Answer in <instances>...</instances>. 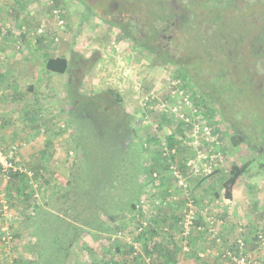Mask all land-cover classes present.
Returning <instances> with one entry per match:
<instances>
[{
    "label": "rangeland",
    "instance_id": "374dc122",
    "mask_svg": "<svg viewBox=\"0 0 264 264\" xmlns=\"http://www.w3.org/2000/svg\"><path fill=\"white\" fill-rule=\"evenodd\" d=\"M118 1L0 0L10 2L17 13V22L9 25L0 10V69L10 72L7 80L0 81L1 125L4 131L14 123V127L28 129L32 135L36 131L48 135L47 141L43 139V157L39 152L25 157L18 152L15 165L33 172V176L18 172L16 180L22 184L19 196L25 203L21 206L18 198L9 197L11 206L13 203L19 208L12 207L9 222L14 225L18 219L21 224L15 232L11 230L10 250L0 245V254L8 258L0 261L169 264L177 252L194 261L200 258V263L212 256L220 264H229L220 253L236 251L238 234L244 237V252L264 260V245H257L255 236L258 232L264 237V159L257 157L255 148L239 140L236 128L223 117V110L205 97L183 68L158 62L152 53L91 11L94 8L105 16ZM195 1L189 0L191 4ZM213 1L201 2L199 10L203 5H208L204 9L218 7L213 10L215 32L210 33L209 40L218 41V45L211 44L213 48L223 46L230 54L225 57L230 79L237 80L245 69L257 72L252 76L253 93L245 92L246 83L241 81L235 108L243 110L237 122L245 129L252 127L253 133L244 131L246 135H264V126L257 123V113H264V51L260 53L264 47V0L244 2L238 11L218 2L210 6ZM72 50L81 59L88 58L86 65L95 61L84 77L73 74V85L80 83L79 92L86 96L97 97L108 89L116 91L131 116L130 128L121 134L126 136H102V117L72 108L67 72ZM177 50L180 54L173 56L184 62L196 56L183 48ZM237 55H241L240 62ZM200 71L207 73L205 64L198 67ZM241 77L243 80L245 76ZM13 78L18 85L16 94L9 93ZM227 86L220 84L219 89L222 92ZM2 104L17 107V111L11 110L15 111L14 119L5 116ZM91 149L104 154L89 152ZM92 156L107 164L102 168L90 164L87 161ZM243 163H248L247 169L227 196L222 184L230 177L231 167ZM170 165L178 169L185 187L178 185ZM30 178L36 183V194L29 185ZM138 200L147 204L140 214L145 216L144 232L127 219L130 204ZM190 200L195 205V226L190 231L189 249L183 250L179 221ZM148 204H157L153 213L148 211ZM210 217L222 220L219 242L206 239L204 230L199 229ZM101 226L107 228L97 230ZM119 229L123 235L112 237ZM74 233L71 241L67 239ZM130 242H135L134 252L127 250ZM153 243L156 249L150 254L142 249L144 244L149 249ZM164 247L168 254L163 252ZM116 248L119 250L111 251ZM13 249L17 251L15 257Z\"/></svg>",
    "mask_w": 264,
    "mask_h": 264
},
{
    "label": "trees",
    "instance_id": "16d2710c",
    "mask_svg": "<svg viewBox=\"0 0 264 264\" xmlns=\"http://www.w3.org/2000/svg\"><path fill=\"white\" fill-rule=\"evenodd\" d=\"M141 2H142V0H121V1L119 0V3L117 2V4L115 5L116 7H121V8L126 7L130 10L129 13L123 14L122 21L120 18L108 16L107 13L111 12L109 9L105 13L106 14L105 16L103 14L98 13L96 10H94V8H91V11L93 12V14H97L106 23L116 26L119 29V31L121 32V34L124 35L125 38L127 37L129 40L140 45V47H142L143 49L152 53L157 58L158 62H161V63L170 62V63L177 65L178 67L183 68L185 71V74L187 75V78H190L195 83V85H197L199 87V89H202V92L205 95V97L207 96L208 97L207 99H211L217 106L220 107V109L223 110L222 111L223 117L225 118V120H228L229 122H231V125L233 126V128H236L235 131L237 132V134L239 136V140L241 142L245 141L250 146L255 148L257 150V152H256L257 157L264 159V147H263L264 135H260L259 133H255V135H246L244 133V131L247 133L249 131L251 133H253L252 127L245 129L239 122H237L238 116H239L240 112L243 110V108H240V109L235 108V101L236 102L238 101V100H236V96H237V94H239L241 92V90H240V87H242L241 81H245V83H246L245 92L248 91L249 93L250 92L253 93L252 90H250V88H252V86L255 82V79H253L252 76L254 77L257 74V72H255L253 74V73L249 72L247 69H245L244 71H242V73H239V74H242L245 77L249 76L248 79L243 77V80H242V77H241L242 75L237 80L236 79L235 80L230 79V74H229L230 68H227L229 62L225 59V57H227L228 55L230 56V54H227L224 51L225 47H223V46L218 48V49H215L211 46V44H217L218 45V43H217L218 41L211 43L209 40L210 33L215 32V29H211L210 31L205 32L203 34V36H206L205 39L201 38L200 28L194 26L195 23H193L190 19V17H191L192 19L199 22V15L197 14L198 9L192 8V6L187 7V9H186L187 14H188L186 21H187V25H188V22L190 23V26L184 28L185 34L187 36V37H185L184 40H185V44L188 45L187 47L185 46L186 50L188 51V54H189V52L192 51V52H194V55H196V56H194L192 58V60H190L188 62H184L181 58H179L177 56H171L169 49H167L165 47H162L163 50L161 51V48H159L160 44L157 43L158 32H157V29L155 28V24H156L155 18L148 17V18L144 19V22L142 24H139V22H136L134 20V16H131L132 14H134L132 12L133 9L134 10L141 9V7L139 5V4H141ZM214 2L215 1L210 2V3H214ZM222 2L227 6L228 5L239 6V4H241L237 0H223ZM252 2H256V0H254ZM84 3H86V2H84ZM121 4L125 5V6H121ZM231 10L235 11L233 9H231ZM205 16H207V17H205ZM16 17H17L16 12L13 10V11L8 13L7 20L10 21L11 24H14ZM203 18L207 19V20L209 18H211V20L214 22L215 15L213 14L212 11H207L204 13V17H202V19ZM139 27H142V29L146 30V35L148 37L144 36L143 35L144 33L138 32ZM217 36H219V35H217ZM220 36L222 38L225 37L223 35H220ZM166 40L167 39H164L163 43H164V41L166 42ZM215 40H218V39H215ZM219 40H221V38ZM263 51H264V47H263V49H261L260 53H262ZM177 54H179L178 50H177ZM237 57H238L237 61L240 62V59H242L241 55H237ZM82 59H84V61ZM82 59H81V56L78 55L77 51H74V50L70 51L67 72L69 73L68 76H69V80H70V83L68 84V89H69L68 95L70 96V99L72 102V108L81 109V110L85 109L86 110L85 112H87L88 115H91L92 117H97V118L102 117L103 119L100 121L101 127L104 131L102 136H104V134H105V137H107L109 135H121L122 133L128 131V129L130 128L131 116H130V113L125 108L122 107V105H121L122 104V98L118 95V93L116 91H114L112 89H108V90L104 91L103 93H101V95L100 94L97 95V97L90 96V95L86 96V95H83L82 93L79 92V86H80L79 84L80 83L73 85L74 84V80H73V77H74L73 74L74 73L80 74L79 77L82 78L86 75L87 71L93 66V64H95L94 59L91 60L88 65H86V63H87L86 59H88V58L82 57ZM190 63H191V65H190ZM203 64H205L207 75L205 74V72H202V71L198 72V67H200ZM186 65L188 67H185ZM222 65H224L223 68H222ZM78 68H80V72H76V69H78ZM261 78L264 80V75ZM212 79L214 80L213 82L211 81ZM220 84H228V86L225 90H222V92H221V90L219 89ZM231 90L233 91V95H231V97L228 98V95L232 93ZM222 94H224L223 99H222ZM226 97L228 99H226ZM229 103H231V104L229 105ZM77 111H79V110H77ZM257 115H258L257 123H260L262 126H264V113H262L261 115H259L257 113ZM121 136H126V135H121ZM260 136H262V137H260ZM259 138L261 139L260 142L258 141ZM73 141L77 145L76 138L73 139ZM89 152H92L94 154H100V155L104 154L103 152L98 153V152L94 151V149H91ZM100 159L101 158H97L96 156H92L88 159L87 162H89L90 164H93V165L98 164V166L100 168H102L103 166H105L107 164V161L103 165V164L98 162ZM247 166H248V163H243L240 166L233 165L231 167L230 177L227 178L222 184V187L225 189V191H226L225 194L227 196H231L232 187L235 185V183L237 181V177L240 176L242 173H244V171L247 169ZM19 176L20 175H17V173H13V179L14 180H16V178ZM18 184H20V185H18V187L16 188V192L18 193L17 195L11 191L12 189H9V190L6 189L5 194L11 198L14 197V198L19 199L21 196V194L19 193V191H20L19 187H21L22 184L21 183H18ZM61 187H62V185H61ZM154 196H155V194H153V197ZM153 204H151L147 208L148 211H150V213L151 212L153 213L154 208H156V205H157V204H155V205H153ZM134 207H135V202H132L130 204V210L133 209ZM70 209L71 208L68 207L67 210H70ZM135 219H132V221L136 222V224H137L138 219L137 218H135ZM41 224H43V222ZM106 228L107 227L101 226L97 230L103 231ZM141 232H144V230H141ZM153 234H155V233H153ZM74 236H75V233L73 235H70L67 239L71 238L70 239V241H71L74 238ZM143 236H144V233H142L140 235V237H143ZM255 236H256V243H257V245H259L260 238L258 237V232L255 234ZM134 243L135 242L128 243L129 244L127 247L128 249L126 247L125 248L131 252L132 251L134 252L137 249L136 245ZM70 246H67L66 249H68ZM142 249L150 254V251L153 249L155 250L156 246H155V243H153V245L151 247H149V249H148L147 245L144 244V247ZM118 250H119V248H116V251H118ZM175 250L177 251L176 248H175ZM113 251H115V250H113ZM165 252L168 254V251L165 250ZM174 259H175V257L172 256L170 261H174Z\"/></svg>",
    "mask_w": 264,
    "mask_h": 264
},
{
    "label": "built area",
    "instance_id": "2783aa9c",
    "mask_svg": "<svg viewBox=\"0 0 264 264\" xmlns=\"http://www.w3.org/2000/svg\"><path fill=\"white\" fill-rule=\"evenodd\" d=\"M166 148V146L164 147ZM17 146L16 145H10L9 147H3V145L0 144V174L3 175L5 178H8L10 171H22L26 172L29 177H32V172H27L26 169L21 168L20 166H16L15 162L17 161ZM172 168L173 176L177 179V183L179 186H186V183L184 182V179L181 177V175L178 172V169L174 165H170ZM30 184L35 189L36 183L32 182V179L30 178ZM36 194V192H33ZM157 202V201H156ZM144 204L143 201H137L135 204V207L130 210V212L127 214L128 218H137L138 223L136 224L137 229L139 231L143 230L147 225L144 216H140L143 211ZM150 204H148V207ZM188 208L187 211L184 213L183 216H181L179 225L181 229V237H182V249L188 250L189 249V237H190V231L192 228H194V216H195V205H192V201L190 200L188 202ZM147 207V208H148ZM11 205L8 196L5 194L4 191H0V245L4 244V247L7 248V250H10L11 243H12V233H11V225L10 219H11ZM142 219V220H141ZM144 219V220H143ZM147 220V219H146ZM222 223V220L218 221L213 219V217L209 218V221L206 223L204 227H200V230H204L206 233V238L211 241L219 242L220 241V230L219 226ZM193 224V225H192ZM197 228V227H196ZM123 231H117L112 237L123 235ZM258 237L260 238V244L261 246L264 245V237L261 234H258ZM235 244H236V251H229L224 250L222 251L221 257L229 259V264H264V260L262 258H258L255 256H250L244 252V237L242 234H238L235 237ZM206 251H208L206 249ZM204 253H200V256H202ZM149 258L146 259V262L148 263Z\"/></svg>",
    "mask_w": 264,
    "mask_h": 264
},
{
    "label": "flooded vegetation",
    "instance_id": "af4514ba",
    "mask_svg": "<svg viewBox=\"0 0 264 264\" xmlns=\"http://www.w3.org/2000/svg\"><path fill=\"white\" fill-rule=\"evenodd\" d=\"M153 1H155L154 4L151 3L152 0H142L141 4H139L141 9H137V10L133 9L132 12L134 14H132L131 16H134V20L136 22H139V24H142L144 22V19L148 17L155 18L156 21L155 28L157 29L158 32L157 43L160 44L159 48H161V51L163 50L162 47L169 49L171 56H173V53H177V49L179 48L186 49L185 46L186 47L188 46L187 44H185V40H184L185 37H187L184 28L190 26V23L188 22L187 25V21H186L188 15L186 9L188 5H191L192 8H198L197 14L199 15V22L192 19L191 17L190 19L193 23H195L194 26L200 28L201 38L205 39L206 36H203V34L205 32L210 31L211 29H214L215 24L213 23L211 18L207 20L204 18L202 19V17H204L205 12L207 11L213 12V10L215 11L216 8L218 7L213 6L212 8L204 9L208 5L206 6L203 5L204 8L201 7V11L199 10V6L201 5V2L207 0H196L195 1L196 4H191L190 2L192 1L189 2V0H171L172 3H169L168 0H153ZM222 1L223 0H215L214 3H210V6H212V4L215 5L223 4L226 9L232 7V9L235 11L239 10L238 6H230V5L227 6ZM237 1H239L241 4L244 2L251 4L253 3L251 0H237ZM217 2H219V4ZM121 6H125V5L121 4ZM129 12L130 10L126 7L121 8L115 6V8L112 9L111 12H108L107 14L108 16L120 18L122 21L123 14ZM213 14L216 16L215 12H213ZM138 29H139L138 30L139 33L142 32L144 33L143 34L144 36L148 37L146 35L145 29H142V27H139ZM164 39L167 40L166 42L164 41L163 43Z\"/></svg>",
    "mask_w": 264,
    "mask_h": 264
},
{
    "label": "crops",
    "instance_id": "0c3cea01",
    "mask_svg": "<svg viewBox=\"0 0 264 264\" xmlns=\"http://www.w3.org/2000/svg\"><path fill=\"white\" fill-rule=\"evenodd\" d=\"M10 2L7 4L0 3V10L4 12V20L9 25H11V22L7 20V16H8L9 12L14 10V8L12 6H10ZM16 19H17V17H16ZM16 19H15V21L17 22ZM9 76H10V72L8 70L0 69V81H2L3 78L5 80H7V78ZM13 83H14V78L12 79V82H10L11 89H10L9 93L12 92V93L16 94L14 91H18L17 90L18 85H16V83H14V84ZM30 86H31V89L34 88L32 85H30ZM6 105H7V103H6ZM2 106L4 107V109H2V111L5 112V114H6L5 116L14 119L15 118V114H14L15 111L14 110L11 111V110L15 109L17 111L18 110V109H16L17 107H14L12 105L11 106H5L3 104H2ZM0 115H2V114H0ZM2 122H3V118L0 117V141L3 144H10V143L18 144L19 145V153L22 154L24 157L29 155V154H32V152H39V157H43V154H45V151H43V148H44L43 147V139L45 141V139H46V137H48V135H44V134L40 133L39 131H36L35 135H32L33 133L31 131H28V129H27V131H25V129L22 130V128L20 129L18 126L14 127V123L11 124L13 126L11 129H9L8 131H4L5 126L1 125ZM8 123H10V122H8ZM24 124H25V121H23L20 126L23 127ZM26 133H28L29 135ZM46 141H47V139H46ZM39 157H38V159H39ZM18 183H19L18 180H14V179L10 180V178H5L3 175L0 174V191H6L5 189H11V187L13 186L12 192L17 195V193L15 191H16V188L18 187V185H20ZM19 201L20 202H18V203L21 206L25 203V200L22 198H19ZM13 207H14L13 208L14 210L19 209V208L17 209L18 206L17 207L13 206ZM17 220H16L14 225L13 224L11 225V229L14 230V232L17 228H19V224H21V222H17ZM26 228H27V226L24 227V229H26ZM199 249H200V247H199ZM111 250H115L112 252H116V249H111ZM165 250L167 251L166 247H164L163 251L165 252ZM16 252H17L16 249H13L12 255L14 257H15ZM2 254L3 253L0 254V259H7L8 260V258H6V256L2 255ZM209 257L213 258L214 261H212V259ZM209 257L205 258L204 262L200 263V261H199L200 258H198L197 261H194L192 258L188 259V256L180 255L179 253L176 252L174 261L169 260V264H220V261H217L214 257H212V256H209ZM0 264H4V262L0 261Z\"/></svg>",
    "mask_w": 264,
    "mask_h": 264
},
{
    "label": "clouds",
    "instance_id": "9594fccd",
    "mask_svg": "<svg viewBox=\"0 0 264 264\" xmlns=\"http://www.w3.org/2000/svg\"><path fill=\"white\" fill-rule=\"evenodd\" d=\"M0 144L1 145H3V147L5 148V147H9L10 145H16L17 146V149H18V151H17V155H18V152H19V147H18V144H16V143H10V144H3L1 141H0ZM16 163V162H15ZM27 171V170H26ZM18 172L19 171H10V174H9V176H8V178H13V173H17V175H18ZM27 172H30V171H27ZM26 173V172H25ZM32 176H33V172H32ZM32 179V178H31ZM29 185L31 186V184H30V179H29ZM32 187V186H31ZM33 188V187H32ZM33 190L35 191V189L33 188ZM5 192V191H4ZM8 198H9V196H8ZM9 201H10V199H9ZM136 204V203H135ZM10 205H11V202H10ZM13 207V203H12V206H11V208ZM130 212V210L127 212V214ZM145 217V216H144ZM127 219H129L128 217H127ZM131 219H135V218H131ZM136 220V219H135ZM0 221H1V219H0ZM12 230V229H11ZM120 231H123L122 229H119ZM207 239V238H206ZM209 249V248H208Z\"/></svg>",
    "mask_w": 264,
    "mask_h": 264
}]
</instances>
